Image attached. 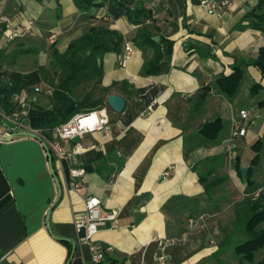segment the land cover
Masks as SVG:
<instances>
[{
    "label": "crops",
    "instance_id": "1",
    "mask_svg": "<svg viewBox=\"0 0 264 264\" xmlns=\"http://www.w3.org/2000/svg\"><path fill=\"white\" fill-rule=\"evenodd\" d=\"M199 1L104 0L88 11L74 0L0 1V15L8 19L0 21V72L45 66L54 77L28 92V124L32 109L53 107L52 92L60 79V74L53 75L60 71L51 60L54 49L64 53L101 18L123 37L118 51L103 54L100 83H74L67 92L76 102L88 94L77 112L107 107L109 123L64 144L69 160L50 153L61 187L57 201L42 143L24 134L0 141V264H92L83 231L75 224L88 195L99 198L102 214L115 212L118 223L95 235L99 245L111 247L99 264L111 259L116 264H257L264 258V247L253 262L234 252L246 238L243 226L233 237L235 202L264 190V74L254 65L264 32L251 27L249 16L258 0H229L215 14L206 13ZM140 3L154 12L157 41L159 36L173 41L170 58L161 60L157 73L141 72L153 48L134 44L138 26L127 20L123 8ZM6 33L14 35L7 38ZM125 43H131L133 53L122 65ZM233 65L240 66L242 78L229 96L216 79L231 74ZM86 84L90 88L85 90ZM204 85L210 90L200 101L198 91ZM254 85L257 90L251 93ZM109 94L125 99L121 112L107 105ZM97 100L102 103L93 104ZM241 109L247 112L245 133L230 142ZM217 117L222 128L216 138L198 133ZM256 141L259 159L252 165L253 184L247 185L236 165L251 166ZM101 161L99 172L96 164ZM72 167L84 170L78 187ZM200 177L222 180L206 191Z\"/></svg>",
    "mask_w": 264,
    "mask_h": 264
},
{
    "label": "trees",
    "instance_id": "2",
    "mask_svg": "<svg viewBox=\"0 0 264 264\" xmlns=\"http://www.w3.org/2000/svg\"><path fill=\"white\" fill-rule=\"evenodd\" d=\"M75 4L83 11H88L91 7L102 6L104 0H74ZM116 4L121 5L119 2ZM125 15L130 23L138 26L136 34L133 38L135 45L139 47L151 46L153 53L151 58L143 64L141 72L143 74L157 73L161 69V60L165 57L170 58L173 41L159 36L158 41H153L152 37L158 35L159 28L154 18V12L151 8L144 4H138L134 8L123 7ZM251 27L264 32V0H258L256 7L250 12ZM84 18L90 20L89 14H85ZM3 28H0V32ZM123 37L116 30L109 27L107 20L101 18L95 24L91 25L80 37L72 40L64 53H59L56 49L52 51L51 60L60 65V71H54V76L60 74V79L52 92V109H43L36 107L29 113V122L32 127L51 128L69 119L74 113L79 110L80 105L86 102L88 94L80 102L73 101L67 94L71 84L80 83L82 81L100 83L103 73L102 56L105 52L116 50L118 51L119 44ZM254 65L259 71L264 74V46L258 50V54L254 60ZM232 73L229 75L221 74L216 83L223 92L232 96L239 85L242 78V70L240 66L233 65ZM6 78L0 80V102L7 112H12L16 108L14 95L25 89L27 92L32 90V87L42 81H53L50 70L45 66L28 71H2L0 77ZM258 85H254L251 93L257 90ZM104 90H107L105 88ZM210 90L209 85H204L198 91V99L203 100ZM102 100H97L93 104H101ZM222 128L221 119L219 117L207 121L202 124L198 133H201L209 139L217 137ZM255 151L254 157L251 159V166L247 170L246 176H242L240 167L236 165V171L247 185H252L250 179L252 174V165L256 164L259 159V141H256L252 146ZM103 161L96 164L97 171L101 172ZM205 190L209 191L211 186L216 182L221 181V177L206 181L200 177ZM234 215L237 225H243V232L246 236L245 240L237 243L234 246V252L241 260L253 262L254 254L257 250L264 247V228L260 227L264 223V190L257 197L245 196L240 201L234 204ZM231 237H229V243ZM110 264H116V261L111 259ZM257 264H264V258L259 260Z\"/></svg>",
    "mask_w": 264,
    "mask_h": 264
},
{
    "label": "built area",
    "instance_id": "3",
    "mask_svg": "<svg viewBox=\"0 0 264 264\" xmlns=\"http://www.w3.org/2000/svg\"><path fill=\"white\" fill-rule=\"evenodd\" d=\"M4 2V0H0ZM229 0H200L199 5L208 14H215L221 7L228 6ZM1 22H7L8 19L4 15H0ZM14 33H6L7 38L13 36ZM1 47V46H0ZM133 53L131 43H125L120 63L123 65ZM28 92L23 89L14 95L16 108L12 112H7L0 102V137L5 135H19L20 132H31L36 134L42 142H44L50 153L52 152L58 159L69 160L70 154L64 149V144L70 141L82 138L84 135L94 131L106 129L109 123V115L107 107H98L87 111H79L74 113L66 121L51 127L48 130H42L32 127L26 123L27 110L25 109ZM247 121V112L245 109L239 110L233 121V127L229 141L234 138L243 136L245 133V125ZM1 141V140H0ZM84 170L80 167L70 168V175L74 179V187L81 185V177ZM168 171L164 170L162 175H167ZM84 210L76 218L75 224L78 230L83 231V242L87 245L90 261L92 264H99L105 260L107 252L111 250L110 246L99 245L95 239L97 232L108 225L111 228L118 226L115 212L102 214L100 209V200L94 195H88L83 199ZM163 263V257L158 258ZM118 264H129L124 260Z\"/></svg>",
    "mask_w": 264,
    "mask_h": 264
},
{
    "label": "water",
    "instance_id": "4",
    "mask_svg": "<svg viewBox=\"0 0 264 264\" xmlns=\"http://www.w3.org/2000/svg\"><path fill=\"white\" fill-rule=\"evenodd\" d=\"M158 37L157 36H153L152 37V40L154 41H157ZM13 62V59H8L7 63H12ZM107 105L110 107V109L116 113H119L123 110L124 106H125V99L123 97H121L120 95H116V94H109L107 96ZM19 135L20 134H24V135H29V136H32L36 139H38L43 147L45 148L46 152H47V156H48V160H49V166H50V171L55 179V182H56V185H57V197L55 199V201L58 200L59 196H60V193H61V187H60V184H59V181L55 175V172H54V169H53V166L51 164V154H50V151L47 147V145L41 141V139L34 133H31V132H20L18 133ZM0 140L1 141H8V140H11V136L9 135H5L3 137H0ZM247 170H248V166L247 165H243L240 167V172H241V175L242 176H246L247 174Z\"/></svg>",
    "mask_w": 264,
    "mask_h": 264
},
{
    "label": "rangeland",
    "instance_id": "5",
    "mask_svg": "<svg viewBox=\"0 0 264 264\" xmlns=\"http://www.w3.org/2000/svg\"><path fill=\"white\" fill-rule=\"evenodd\" d=\"M92 85H94V84H92ZM95 86V85H94ZM88 88H90V84H86V86H85V90L86 89H88ZM96 95H94V91H92V98L93 97H95ZM252 148V147H251ZM252 150H253V148H252ZM241 180H242V178H241ZM252 197H253V194L251 195ZM241 226H243V225H237V222H236V220L234 219V227H235V230L233 231V237L235 236V234L237 233V231L239 230V227H241Z\"/></svg>",
    "mask_w": 264,
    "mask_h": 264
}]
</instances>
